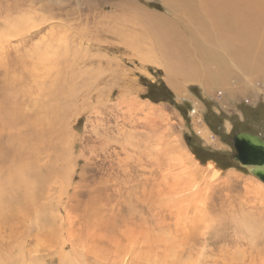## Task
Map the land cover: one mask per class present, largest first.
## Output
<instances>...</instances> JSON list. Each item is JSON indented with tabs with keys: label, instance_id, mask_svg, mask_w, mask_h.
<instances>
[{
	"label": "rangeland",
	"instance_id": "374dc122",
	"mask_svg": "<svg viewBox=\"0 0 264 264\" xmlns=\"http://www.w3.org/2000/svg\"><path fill=\"white\" fill-rule=\"evenodd\" d=\"M16 17L34 27L0 40V191L53 234L33 232L23 264H68L74 249L77 264H264V183L230 144L264 139V0H0V33ZM161 21L197 60L192 40L214 28L246 39L253 62L222 57L221 81L167 73ZM50 34L71 49L51 77L31 55Z\"/></svg>",
	"mask_w": 264,
	"mask_h": 264
},
{
	"label": "bare ground",
	"instance_id": "6f19581e",
	"mask_svg": "<svg viewBox=\"0 0 264 264\" xmlns=\"http://www.w3.org/2000/svg\"><path fill=\"white\" fill-rule=\"evenodd\" d=\"M239 18H240V16H239ZM244 21H245V19H244ZM31 23H32V21L28 17H23V18L22 17L21 18L16 17V19L15 18L12 19L11 21L6 23L5 28L0 33V40L2 41L3 37H7L9 39L10 37L17 36V34H19L20 32H23L26 30L29 31L30 29H32L34 27L33 25H30ZM160 24H161V26H158L159 24L157 25V27L153 33V36H154V41L157 44L158 48L164 52H169V53H167V55H164V53H160V58H159V59H161V61H164L166 63V65H163V64H161V62H159L163 67L167 68L166 69L167 73L171 72V74H173V73L183 74L187 78H190L192 80L195 79L196 77L199 78V76H202L205 79V81H207L212 76V74H215V80L221 81L223 79V76H222L223 74L220 75L222 77H220L218 75L222 72V68H223V64L221 63L222 57L225 56L227 59H229L231 61L236 60L238 63H243L247 66H250L251 65L250 63L253 62V60L249 61L251 58L250 49L252 47H251V45H249V43L246 41V39H243L240 36L237 38H235V37L231 38L229 35H226V33H224L226 31L216 32V30L214 28L208 29V30L199 29V31L197 32L199 38L192 40V42H193L192 46L194 47L193 49L195 51V48H196V51H197L196 54L198 55L197 58L199 59V60H197L196 56L189 55V54H187V52H184L183 45H181L182 43L178 42L179 40L173 41V37L171 36L172 34H175V32H173L174 31L173 29H170V30H172V32L167 31L168 28L165 27L166 23L161 21ZM243 27H245V26H243ZM225 28H226V30L230 31L229 26H227ZM207 31L213 32L212 37H210L213 40L209 39V35L207 34ZM51 34H52V32H51ZM51 34H50V38H51ZM65 39L66 38H64V37H58L55 39L51 38L48 40V37H47L46 40H43L41 45L40 44L38 46L36 45L37 47L34 48L33 53L31 54L32 57H34V59H33L34 62H32V63H34L35 65L41 64L44 67L50 68V77L53 75V73L55 71V62H59V63L61 61L65 62L71 56V53H70L71 49L67 45ZM205 40H206V44L208 42H213L214 45L216 47H218L220 53L219 54L215 53L216 47L211 48L210 50L212 52H209V55L207 54V59H204V54L200 51L198 46H199V42L202 43ZM230 41H231L232 47L228 48V44L230 43ZM41 46H43V48ZM248 47H251V48L249 49ZM77 54L78 53L76 51L74 53H72L73 58L77 57L78 56ZM183 54H185V55H183ZM261 56H263V58H264V53H262ZM30 60H32V58H30ZM203 61H205L204 64H203ZM146 62H150V61L147 60ZM195 62H201L200 68H198V69L192 68L193 65L195 64ZM257 62H260V60H258ZM208 63H209V66H210V64H214L215 66L218 65L216 67L215 73L210 71V69L207 66ZM262 63H264V61ZM258 66H262V65L260 63H258ZM57 69H59V68H57ZM34 78H37V86L40 87V82L42 79L36 73L34 74ZM39 87H38V91H39ZM58 94L59 93H55L54 95H58ZM36 103H41V100L38 98V96L36 98ZM207 133L208 132H205V133H203V135L204 134L206 135ZM204 138H206V137H204ZM187 160L192 165L191 167H193L196 170V166H195L196 163L194 164L191 160H189V159H187ZM6 194H7V192L0 191V264H23V261L21 259L22 258L25 259V257H26L25 256L26 252H27L26 246H28L32 240L30 238V235H32V233L35 232V235H39V238L36 239L37 241H39V240H44V238L46 237L48 232H49L48 235H53V234L51 233L50 229L47 230V224L45 223L49 220V218H47V216L40 217L39 215H34V217H31V215L25 214V213H19L18 215H15L13 213V208L16 204L9 202L8 198L6 197ZM259 194L261 196H264V191L262 193L260 191ZM48 198H50V197H48ZM54 203H55L54 201L51 202L50 205L45 207V209L46 210H48V209L53 210L54 207H52V206H54L53 205ZM58 203L59 202H57L56 205ZM56 205H55V207H58ZM56 212H57V208H56ZM13 217H16L21 223H18L16 225L17 222H14ZM57 218H58L57 215H54V216L52 215V217H50V219L52 221H55V222L58 221L59 222L60 219L58 220ZM56 219H57V221H56ZM60 221L61 222H60L59 228L61 229L64 225L63 219H61ZM250 221H251V217H249V220H248L247 218H245L243 216L242 220H240L241 223L240 224L238 223V225L240 226L238 231H240V229H241V231H243L242 229L245 228V231L247 234L245 237H248V238H249V236L251 237V239L248 240V241H250V245H251V244L255 243L254 242L255 240H254V238L252 239L253 236L250 235V233L254 234L256 228H255V226L251 228L252 223ZM189 223L191 224V222H189ZM53 226L54 225H52V227ZM43 228L45 231L43 230ZM190 228H192V227H190ZM193 228H195V227H193ZM206 228H209V225H207ZM189 230H191V229H189ZM263 239H264V236H263ZM73 248H74V246H73ZM63 251H64V247H62V249H61V254L63 253ZM64 253H66V252H64ZM64 253L62 255V259H64L65 260L64 262H66L68 264L69 263H71V264L76 263L77 264V261L79 259L78 257H79V255H81V253H77V251L75 249L72 250L71 253H69L70 255L67 253L66 254H64ZM74 261H75V263H74Z\"/></svg>",
	"mask_w": 264,
	"mask_h": 264
},
{
	"label": "water",
	"instance_id": "95a60500",
	"mask_svg": "<svg viewBox=\"0 0 264 264\" xmlns=\"http://www.w3.org/2000/svg\"><path fill=\"white\" fill-rule=\"evenodd\" d=\"M230 144L233 151L231 161L264 183V139L257 134L239 131L233 134Z\"/></svg>",
	"mask_w": 264,
	"mask_h": 264
},
{
	"label": "trees",
	"instance_id": "16d2710c",
	"mask_svg": "<svg viewBox=\"0 0 264 264\" xmlns=\"http://www.w3.org/2000/svg\"><path fill=\"white\" fill-rule=\"evenodd\" d=\"M162 96H163L165 99H167V98L165 97V96H166V94H163Z\"/></svg>",
	"mask_w": 264,
	"mask_h": 264
}]
</instances>
